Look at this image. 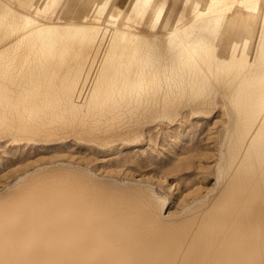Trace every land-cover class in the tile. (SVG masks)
<instances>
[{
	"label": "bare ground",
	"instance_id": "obj_1",
	"mask_svg": "<svg viewBox=\"0 0 264 264\" xmlns=\"http://www.w3.org/2000/svg\"><path fill=\"white\" fill-rule=\"evenodd\" d=\"M66 2L0 0V132L127 136L181 104L212 115L219 91L220 180L169 221L83 175L5 193L0 212L66 264H264V0H132L126 16Z\"/></svg>",
	"mask_w": 264,
	"mask_h": 264
},
{
	"label": "rangeland",
	"instance_id": "obj_2",
	"mask_svg": "<svg viewBox=\"0 0 264 264\" xmlns=\"http://www.w3.org/2000/svg\"><path fill=\"white\" fill-rule=\"evenodd\" d=\"M75 1L63 0V11L67 7L66 12L79 15L78 7L76 11L72 8ZM131 1L109 0L107 6L111 4V11L126 16ZM188 1L170 3L183 5ZM214 96L212 115L195 113L190 105L181 104L150 113L149 121L127 136L113 134L100 139L63 133L57 139L36 140L0 132V198L16 193L10 198L18 199L30 194L33 184L54 177L76 180L83 175L87 181L117 188L116 192L135 191L150 197L165 220L178 218L213 192L220 180L222 133L228 127L229 115L223 94L215 91ZM13 223L0 212V264L68 263L59 258L63 255L60 251L49 255L38 251L37 238Z\"/></svg>",
	"mask_w": 264,
	"mask_h": 264
}]
</instances>
